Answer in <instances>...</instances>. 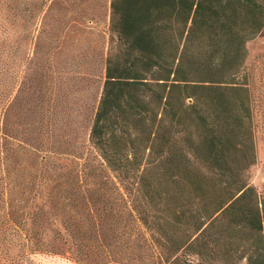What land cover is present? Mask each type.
I'll return each instance as SVG.
<instances>
[{
  "label": "rangeland",
  "instance_id": "374dc122",
  "mask_svg": "<svg viewBox=\"0 0 264 264\" xmlns=\"http://www.w3.org/2000/svg\"><path fill=\"white\" fill-rule=\"evenodd\" d=\"M111 4L112 0H0V264H83L76 258L78 243L65 230L58 203L51 207L46 196H40V167L33 160L38 155L52 156L57 171L72 183L64 195L77 201L75 219L91 218L90 203L107 238L104 245L111 258L105 264H190L186 249L168 252L159 245L158 233L135 227L126 231V202L142 196L128 187L122 173L107 164L90 140L108 58L119 46ZM207 16L199 31L179 45L187 77L200 85L182 89L191 95L183 112L181 91L174 92L168 119L172 122L180 113L183 120L175 157L165 163L160 152L143 153L144 164L154 161L146 180L154 186L157 203L172 211L187 208L192 190L211 188L216 182L236 187L247 181L262 207L264 24L246 43L247 56L240 61L231 51L228 26L235 22L250 27L252 19L228 8L210 10ZM217 16L226 20V26L213 23ZM174 46L169 37L163 38L164 61ZM225 80L247 90L224 94L215 87ZM123 117L132 119L128 112ZM132 125L142 130L139 121ZM191 138L201 141L206 159L195 158L192 171L181 149H187ZM209 142L213 147L207 152ZM201 172L208 179L202 180ZM62 176L60 180L65 179ZM159 218L156 210L152 220ZM232 218L231 213L222 214L207 226L202 260L194 256L193 264L264 263V230L235 226ZM87 225L85 233L93 236L96 228ZM86 244L103 246L99 241Z\"/></svg>",
  "mask_w": 264,
  "mask_h": 264
},
{
  "label": "trees",
  "instance_id": "16d2710c",
  "mask_svg": "<svg viewBox=\"0 0 264 264\" xmlns=\"http://www.w3.org/2000/svg\"><path fill=\"white\" fill-rule=\"evenodd\" d=\"M111 6L112 28L117 34L119 46L108 58L106 80L90 140L107 164L122 173L128 187L142 196L140 201L126 202V231L135 227L136 230L147 228L156 232L162 237L159 241L162 248L168 252L186 249L190 256L188 262L193 264L194 256L202 260L204 251L201 246L207 226L214 225L222 214L231 213L235 226L244 224L253 230H264V202L260 207L255 187L247 181L236 187L223 186L215 181L211 188L194 189L191 200L184 205L187 208L180 206L172 211L164 203H157L154 186L147 183L146 171L154 161H147V167L143 163V153L146 152L148 156L160 152V160L165 163L171 160V156L175 157L172 152L180 142L179 123L183 120L180 113H176L172 122L168 119L174 92L181 91L178 99L183 112L185 100L191 95L182 93V89L200 85L193 84L187 77L180 41H189L199 31L210 10L228 8L239 17L246 14L254 22L250 27L235 22L228 26L233 37L231 51L243 61L247 56L246 43L257 36L264 24L263 0H112ZM215 20L213 23L227 24L222 16H217ZM164 37H169L175 45L168 61L163 60ZM227 74L231 75V71ZM228 80L221 81L226 84L215 88L224 94L247 90ZM126 112L131 114V120L123 117ZM134 121L142 124V130L132 125ZM175 124L177 127H174ZM187 146V149L184 146L181 149L185 151L186 166L192 171L195 169L194 159L204 160L205 157L200 152L199 139L191 138ZM212 147V142H209L205 151L210 152ZM33 160L40 167V196L45 195V201H49L51 207L54 201L58 203L65 218L62 222L65 230L73 242L78 243L75 249L77 260L83 264H105L107 257L111 258L104 245L107 238L88 200L87 211L91 218L75 219L73 207L77 209V201L74 203L68 193L64 195L72 183L57 171L52 156L38 155ZM59 176L65 179L60 180ZM208 177L201 172L202 180ZM156 210L160 211L161 220H152ZM177 221L183 226L172 227ZM87 224L96 228L93 236L85 233ZM95 241L103 243L102 248L95 249L86 244H95ZM114 255L112 258H115Z\"/></svg>",
  "mask_w": 264,
  "mask_h": 264
}]
</instances>
